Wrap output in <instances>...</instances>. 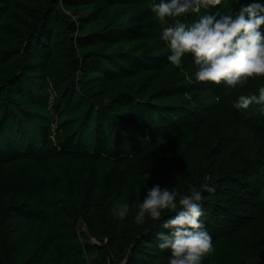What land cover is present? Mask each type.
<instances>
[{"label":"trees","instance_id":"trees-1","mask_svg":"<svg viewBox=\"0 0 264 264\" xmlns=\"http://www.w3.org/2000/svg\"><path fill=\"white\" fill-rule=\"evenodd\" d=\"M160 33L151 0H0V264H170L157 183L212 187L203 264H264V111L233 107L264 79L199 82Z\"/></svg>","mask_w":264,"mask_h":264},{"label":"clouds","instance_id":"clouds-1","mask_svg":"<svg viewBox=\"0 0 264 264\" xmlns=\"http://www.w3.org/2000/svg\"><path fill=\"white\" fill-rule=\"evenodd\" d=\"M225 2L151 0V11L161 24L160 39L171 50L168 60L172 65L182 69L185 58L191 57L197 81L236 88L250 79H264V0H252L238 10H221L219 6ZM214 8L217 10L212 12ZM189 15L198 19L186 23ZM253 104L264 111V84L258 94L239 95L233 107L247 110ZM202 190L213 189L208 184H192L189 193L182 194L157 183L147 188L138 205L134 216L137 224H144L147 218L160 221L165 213L175 212L163 220V230L156 233L158 247L171 250L170 264H203L215 251L213 238L201 219L205 215ZM133 207L126 201L118 203L113 213L123 221Z\"/></svg>","mask_w":264,"mask_h":264}]
</instances>
